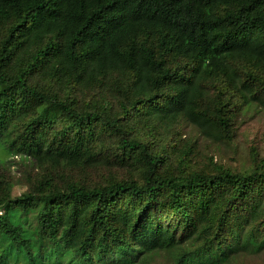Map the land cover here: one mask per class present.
Returning a JSON list of instances; mask_svg holds the SVG:
<instances>
[{
  "label": "trees",
  "instance_id": "1",
  "mask_svg": "<svg viewBox=\"0 0 264 264\" xmlns=\"http://www.w3.org/2000/svg\"><path fill=\"white\" fill-rule=\"evenodd\" d=\"M252 111L264 0H0V264L263 252L264 157L195 164Z\"/></svg>",
  "mask_w": 264,
  "mask_h": 264
},
{
  "label": "rangeland",
  "instance_id": "2",
  "mask_svg": "<svg viewBox=\"0 0 264 264\" xmlns=\"http://www.w3.org/2000/svg\"><path fill=\"white\" fill-rule=\"evenodd\" d=\"M237 132L232 144H213L199 139L201 155L196 159L198 166L206 165L211 156L214 161L237 169H248L251 166L250 149L254 148L259 157H264V112H250L240 116L236 121ZM186 136H195L193 130L186 129ZM0 159L3 164L0 168L10 174L16 184L12 187L11 195L15 196L26 189L24 169L21 164L9 162L12 160L1 148ZM5 167V168H3ZM152 264H170L164 257H158ZM237 264H264V251L257 255L239 257Z\"/></svg>",
  "mask_w": 264,
  "mask_h": 264
}]
</instances>
